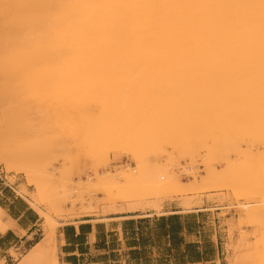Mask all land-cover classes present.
I'll use <instances>...</instances> for the list:
<instances>
[{
  "label": "rangeland",
  "instance_id": "rangeland-1",
  "mask_svg": "<svg viewBox=\"0 0 264 264\" xmlns=\"http://www.w3.org/2000/svg\"><path fill=\"white\" fill-rule=\"evenodd\" d=\"M51 1L44 6L45 15H49L47 24L38 22L35 26L29 23L30 14L26 15L22 8L10 10L0 4V172L26 200H31L35 189L18 170L24 162L30 166L33 163L32 167L36 166L41 173L35 168L36 175L50 181L48 186L55 189L52 195L44 194L38 205L33 207L29 203L39 215L38 226L28 241L9 251L8 257L2 259L3 264H16L45 236L47 216L38 209L54 220L56 256L60 229L85 216L97 220L134 216L133 220H138L182 211L180 215H198L196 221L213 245L215 259L207 264H255L257 255L264 249V138L257 139L248 133L244 124L233 123L225 133V143L215 148L204 127V122L216 115L215 102L206 99L201 89L200 96L197 91L190 93L193 99L194 95L200 98L204 95V100L195 97L194 102H200L198 106L197 102L193 105V100L191 103L189 100L192 106H197L193 110V122L182 125L173 114L175 94L166 86H160L156 93L139 92L135 96L137 103L143 106L142 113L152 118L154 131L158 129L157 138L132 139L127 135L119 138L112 136L109 129L101 131L97 138L74 133L77 120L79 124L102 120L103 112L94 101L79 102L78 107L68 103L63 96L64 87L58 83L61 78L46 75L48 64L36 54V47L48 29L46 25L61 16L69 17V10L76 4V0ZM187 94L182 91L177 94L181 97L176 96L183 101ZM259 107L264 116V103ZM67 118L75 120L69 122ZM96 140L99 143L96 144ZM136 154L144 162L142 168L136 165ZM52 168L56 169V175L49 178L48 170ZM132 171L136 173L132 184L108 192L110 196L104 192L102 184L106 173L129 175ZM61 187L67 189L64 203L58 192ZM69 201H73L74 206ZM48 203H52L49 210ZM112 205L118 208L132 205L137 211L112 212L109 209Z\"/></svg>",
  "mask_w": 264,
  "mask_h": 264
},
{
  "label": "bare ground",
  "instance_id": "bare-ground-1",
  "mask_svg": "<svg viewBox=\"0 0 264 264\" xmlns=\"http://www.w3.org/2000/svg\"><path fill=\"white\" fill-rule=\"evenodd\" d=\"M50 1L0 0V4L10 10L22 8L26 15L30 14L29 23L35 26L38 22L47 24L49 15H45L44 6ZM69 11V17L61 16L53 24L46 25L48 29L36 47V54L48 64L46 75L61 78L58 83L64 87L63 96L68 103L78 107L81 102L94 101L102 107V120L80 124L77 120L74 133L97 138L101 131L109 129L112 136L119 138L125 135L132 139L157 138L158 129L154 131L152 118L142 113L143 106L137 103L135 96L139 92L156 93L160 86H166L175 94L171 102L176 108L173 114L182 125L193 122V110L200 102L196 101L197 106L190 103L202 94L198 93L200 89L206 99L215 102V117L204 122L214 147L220 148L225 143V133L233 123L244 124L248 133L257 139L264 138V116L259 107L264 103V0H76ZM182 91L189 94L182 98L183 101L177 98ZM194 91L199 94L198 97L194 95L196 99L193 96L195 100L190 97ZM202 98L204 95L200 98L204 100ZM151 110L155 112L156 109ZM149 113L153 112L149 110ZM70 119L69 122L75 120ZM136 155V165L142 168L144 162ZM4 163L9 169L7 161ZM24 164L18 170L34 186L35 192L29 200L34 207L44 194L52 195L55 189L48 186L50 181L36 175L39 170L35 166V171L33 163L31 166ZM55 168L48 170L49 178L53 177ZM106 174L102 186L107 195L136 179L134 171L129 175ZM66 190V187L58 190L62 195L61 203L66 200ZM69 203L74 206L73 201ZM51 204H46L48 210ZM136 208L109 206L112 212L133 213ZM38 210L47 216L46 234L16 264H59L54 244V220ZM254 263L264 264V249Z\"/></svg>",
  "mask_w": 264,
  "mask_h": 264
},
{
  "label": "crops",
  "instance_id": "crops-1",
  "mask_svg": "<svg viewBox=\"0 0 264 264\" xmlns=\"http://www.w3.org/2000/svg\"><path fill=\"white\" fill-rule=\"evenodd\" d=\"M28 200V199H27ZM8 182L0 172V261L8 257L9 251L28 241L29 235L38 226V213ZM176 211L170 215H180ZM134 216L111 217L97 220L89 216L75 220L58 232L59 264H142V257L133 251L130 233L124 232L123 223ZM121 219L120 222H117ZM203 229V228H202ZM202 232V233H201ZM204 230L195 236L184 235L186 243H203ZM138 241V239H135ZM152 257H156L153 252Z\"/></svg>",
  "mask_w": 264,
  "mask_h": 264
},
{
  "label": "trees",
  "instance_id": "trees-1",
  "mask_svg": "<svg viewBox=\"0 0 264 264\" xmlns=\"http://www.w3.org/2000/svg\"><path fill=\"white\" fill-rule=\"evenodd\" d=\"M197 216L175 214L128 220L123 223V229L133 238L130 245L140 247L133 252L142 257V264H207L214 261L215 250L204 232L205 241L201 245L184 240V235L195 236L200 232ZM153 252L156 257H152Z\"/></svg>",
  "mask_w": 264,
  "mask_h": 264
}]
</instances>
